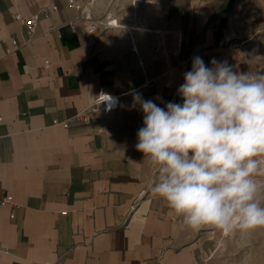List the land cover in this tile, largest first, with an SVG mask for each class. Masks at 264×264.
Here are the masks:
<instances>
[{
  "label": "crops",
  "instance_id": "1",
  "mask_svg": "<svg viewBox=\"0 0 264 264\" xmlns=\"http://www.w3.org/2000/svg\"><path fill=\"white\" fill-rule=\"evenodd\" d=\"M75 1L122 27L90 34L67 0H0V264H214L219 231L150 191L133 93L182 103L197 56L264 72V0ZM39 13L30 34L15 18ZM101 88L119 97L108 115Z\"/></svg>",
  "mask_w": 264,
  "mask_h": 264
},
{
  "label": "clouds",
  "instance_id": "2",
  "mask_svg": "<svg viewBox=\"0 0 264 264\" xmlns=\"http://www.w3.org/2000/svg\"><path fill=\"white\" fill-rule=\"evenodd\" d=\"M210 63L193 58L177 89L182 103L162 108L133 93L144 114L135 147L158 169L151 193L184 227L229 237L264 228V72Z\"/></svg>",
  "mask_w": 264,
  "mask_h": 264
},
{
  "label": "rangeland",
  "instance_id": "3",
  "mask_svg": "<svg viewBox=\"0 0 264 264\" xmlns=\"http://www.w3.org/2000/svg\"><path fill=\"white\" fill-rule=\"evenodd\" d=\"M257 179L264 183V177ZM261 199L264 200V193ZM213 244L214 264H264V228L237 231L229 237L218 232Z\"/></svg>",
  "mask_w": 264,
  "mask_h": 264
},
{
  "label": "built area",
  "instance_id": "4",
  "mask_svg": "<svg viewBox=\"0 0 264 264\" xmlns=\"http://www.w3.org/2000/svg\"><path fill=\"white\" fill-rule=\"evenodd\" d=\"M67 1H68V5L70 8H74L75 10L80 12L81 18L83 19V21H85L90 27L88 30V33H90V34H93L95 32H100V31H103V30H106L109 28H121L122 27V25L119 24L118 19L113 17L110 14L103 17V18H94L92 15L90 7L89 8L83 7L79 4H77L75 0H67ZM52 10L54 12H57L58 7L53 6ZM43 13L47 14L48 12H46V10H43ZM41 14L42 13H39V14L32 16L30 18H27V19L22 18L20 15H16L15 18L22 23V25L26 28V30L30 34V33H32L33 29L35 28L36 22H37V20ZM128 31L131 35V30L128 29ZM131 38H132V36H131ZM132 43H133V51L135 53H137V47L135 46L133 39H132ZM12 46H13L14 50H16L18 48L17 41H13ZM49 66H50V62L49 61L45 62V68H49ZM102 94L114 98V103L112 104L111 107L109 105V102L104 101L106 99V97L102 96ZM119 103L120 102H119L118 96L111 94V93H108V92H105L104 89L101 88V90L99 92V97L95 103V107L93 109V112L96 113L99 111V109H101L103 114L108 115V114L114 112L115 110H117V108L119 107ZM84 114H85V112L82 113L81 115H84ZM1 120H2V118L0 117V121ZM64 125H67V124L65 123ZM11 204H13V197L12 196H7L0 201L1 206L11 205Z\"/></svg>",
  "mask_w": 264,
  "mask_h": 264
}]
</instances>
